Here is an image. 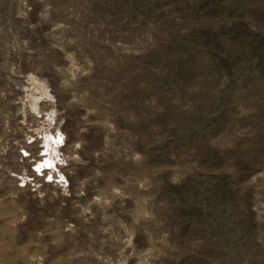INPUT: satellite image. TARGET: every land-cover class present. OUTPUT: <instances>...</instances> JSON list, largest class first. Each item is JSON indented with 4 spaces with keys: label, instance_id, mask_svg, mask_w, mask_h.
<instances>
[{
    "label": "rangeland",
    "instance_id": "obj_1",
    "mask_svg": "<svg viewBox=\"0 0 264 264\" xmlns=\"http://www.w3.org/2000/svg\"><path fill=\"white\" fill-rule=\"evenodd\" d=\"M0 264H264V0H0Z\"/></svg>",
    "mask_w": 264,
    "mask_h": 264
},
{
    "label": "snow or ice",
    "instance_id": "obj_2",
    "mask_svg": "<svg viewBox=\"0 0 264 264\" xmlns=\"http://www.w3.org/2000/svg\"><path fill=\"white\" fill-rule=\"evenodd\" d=\"M49 168H51V165H49ZM36 171L38 172V174H40V173H39V169H37ZM47 179H48L49 181H52L53 177L48 176Z\"/></svg>",
    "mask_w": 264,
    "mask_h": 264
}]
</instances>
